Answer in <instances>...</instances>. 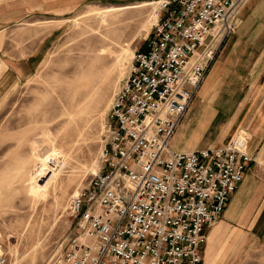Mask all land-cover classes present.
Listing matches in <instances>:
<instances>
[{
	"label": "built area",
	"instance_id": "1",
	"mask_svg": "<svg viewBox=\"0 0 264 264\" xmlns=\"http://www.w3.org/2000/svg\"><path fill=\"white\" fill-rule=\"evenodd\" d=\"M247 1L152 0L156 21L113 96L100 168L70 201L82 232L62 264L201 263L204 231L251 159L232 147L174 152L170 141Z\"/></svg>",
	"mask_w": 264,
	"mask_h": 264
},
{
	"label": "rangeland",
	"instance_id": "2",
	"mask_svg": "<svg viewBox=\"0 0 264 264\" xmlns=\"http://www.w3.org/2000/svg\"><path fill=\"white\" fill-rule=\"evenodd\" d=\"M150 2L93 0L53 22L34 19L33 52L50 35L42 58L32 73L4 77L0 86L4 264H62L69 241L82 232L70 201L100 168L113 96L156 21ZM250 3L239 11L230 37ZM228 76L220 93L235 112L246 92ZM260 151L253 164L264 177V146ZM252 222L229 228L216 247V264H264V220Z\"/></svg>",
	"mask_w": 264,
	"mask_h": 264
},
{
	"label": "crops",
	"instance_id": "3",
	"mask_svg": "<svg viewBox=\"0 0 264 264\" xmlns=\"http://www.w3.org/2000/svg\"><path fill=\"white\" fill-rule=\"evenodd\" d=\"M90 1L0 0V86L5 83L4 77L20 79L32 73L42 58L50 35H45L43 44L33 52L38 30L35 18L53 22ZM254 1L241 14L235 34L223 44L188 115L170 141L174 152L232 147L251 159L220 219L204 231L200 264H216V247L230 227L264 220V177L256 175L261 171L253 164L264 146V0ZM228 75L233 76L228 79L230 84L240 81L246 92L235 112V104L220 93ZM239 86L234 88L238 90Z\"/></svg>",
	"mask_w": 264,
	"mask_h": 264
},
{
	"label": "bare ground",
	"instance_id": "4",
	"mask_svg": "<svg viewBox=\"0 0 264 264\" xmlns=\"http://www.w3.org/2000/svg\"><path fill=\"white\" fill-rule=\"evenodd\" d=\"M150 5H153V6H155L156 4H155V3H152V2H150ZM141 6H143V5H141ZM141 6H135V7H133V8H136V7H141ZM154 9H156V7H154ZM153 17H155V11H154ZM77 194H78V193H77ZM77 194H76V195H77Z\"/></svg>",
	"mask_w": 264,
	"mask_h": 264
}]
</instances>
